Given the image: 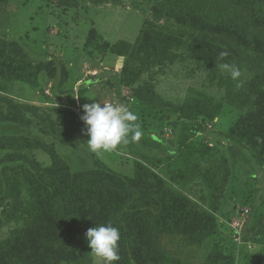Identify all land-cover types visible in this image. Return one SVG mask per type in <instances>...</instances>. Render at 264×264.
Returning <instances> with one entry per match:
<instances>
[{
  "label": "rangeland",
  "instance_id": "1",
  "mask_svg": "<svg viewBox=\"0 0 264 264\" xmlns=\"http://www.w3.org/2000/svg\"><path fill=\"white\" fill-rule=\"evenodd\" d=\"M74 1L78 5L65 0L0 1V40L17 41L22 48L0 43V111L11 112L12 101L38 109L25 110L32 121L28 125L0 121V136L54 143L72 171L100 167L133 177L137 163L152 171L153 182L182 194L189 209L205 216L192 219L193 225L199 222V234L210 231L197 241L192 236L161 238L164 252L178 264H264V138L248 134L241 125L248 110L227 103L224 90L189 59L155 66L135 59L130 63L141 72L123 71L127 58L120 42L136 41L151 14L146 0ZM23 51L30 68L22 66ZM238 67L240 79L249 77L246 66ZM54 78L57 91L49 89ZM203 95L221 108L186 107L191 97ZM99 101L134 112L141 139L98 156L86 143L83 121L72 145L62 143L47 120L42 122L47 113L57 118L70 109L81 118L84 104ZM26 150L45 165L52 162L43 148ZM10 152L1 149L0 160ZM5 189H0V203ZM12 199L0 206V242L22 226L2 213ZM83 244L89 264H98L86 235Z\"/></svg>",
  "mask_w": 264,
  "mask_h": 264
},
{
  "label": "trees",
  "instance_id": "2",
  "mask_svg": "<svg viewBox=\"0 0 264 264\" xmlns=\"http://www.w3.org/2000/svg\"><path fill=\"white\" fill-rule=\"evenodd\" d=\"M146 1L151 14L136 41L120 42L127 58L123 71L141 72L130 63L135 59L143 66L189 59L224 90L227 103L248 110L240 122L248 134L264 138V0ZM0 43L22 50L17 41ZM221 52L228 55L221 57ZM22 56L23 68L29 67V56L25 51ZM224 63L246 66L250 75L240 79L241 87L220 67ZM186 103L192 108L222 106L209 95L191 97ZM11 105V112L0 111V121L32 123L25 110L37 111L34 105L14 101ZM44 116L42 122L48 121L62 143L76 141L82 120L74 110L60 111L57 118L49 113ZM38 148L51 155L50 164L26 152ZM1 149L11 152L0 165L22 161L0 167V189L6 186L0 206L13 197L2 213L8 222L20 221L22 226L13 228L0 242V264H89L84 236L88 229L109 223L119 229L121 237L120 259L115 264H178V259L164 252L162 237L192 236L197 241L210 234H199V222L192 224V219L205 216L189 209L182 194L157 179L153 182L154 173L140 163L133 177L100 167L72 171L54 143L25 135L0 136Z\"/></svg>",
  "mask_w": 264,
  "mask_h": 264
},
{
  "label": "clouds",
  "instance_id": "3",
  "mask_svg": "<svg viewBox=\"0 0 264 264\" xmlns=\"http://www.w3.org/2000/svg\"><path fill=\"white\" fill-rule=\"evenodd\" d=\"M220 55L225 57L228 53L221 52ZM220 67L229 73L232 80L238 82L237 87L242 86V71L238 66L224 63ZM83 113L81 120L89 137L86 143L90 151L98 156L116 151L130 142H138L143 135L137 115L127 106L99 101L84 104ZM120 238L119 229L110 223L90 228L86 232L88 246L98 258V264H114L119 261Z\"/></svg>",
  "mask_w": 264,
  "mask_h": 264
},
{
  "label": "crops",
  "instance_id": "4",
  "mask_svg": "<svg viewBox=\"0 0 264 264\" xmlns=\"http://www.w3.org/2000/svg\"><path fill=\"white\" fill-rule=\"evenodd\" d=\"M50 85H51V88H49L50 90H54V91H57L58 90V84H56V80L55 78L53 79V82L51 81L50 82ZM46 91H48V87H46Z\"/></svg>",
  "mask_w": 264,
  "mask_h": 264
}]
</instances>
